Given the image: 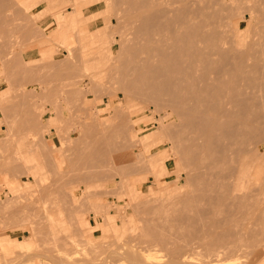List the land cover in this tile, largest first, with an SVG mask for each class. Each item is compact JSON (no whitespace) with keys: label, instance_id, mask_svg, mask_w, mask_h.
I'll return each mask as SVG.
<instances>
[{"label":"rangeland","instance_id":"rangeland-1","mask_svg":"<svg viewBox=\"0 0 264 264\" xmlns=\"http://www.w3.org/2000/svg\"><path fill=\"white\" fill-rule=\"evenodd\" d=\"M0 32V264H264V0H0Z\"/></svg>","mask_w":264,"mask_h":264},{"label":"bare ground","instance_id":"bare-ground-1","mask_svg":"<svg viewBox=\"0 0 264 264\" xmlns=\"http://www.w3.org/2000/svg\"><path fill=\"white\" fill-rule=\"evenodd\" d=\"M5 23V22H4ZM2 26V25H1ZM4 29H5V27H4ZM3 31V30H2ZM1 33V32H0ZM41 101V100H40ZM34 102V101H33ZM72 231V230H71ZM52 238V237H51ZM128 256H130L129 254H128ZM133 256V255H132ZM94 257V256H93ZM131 257V256H130ZM147 256H145L144 258H146ZM62 258V257H61ZM66 258V257H65ZM95 258V257H94ZM131 259H132V257H131ZM84 262V261H83ZM126 262V261H125ZM110 264V263H109ZM119 264H120V261H119ZM121 264H123V262L121 263Z\"/></svg>","mask_w":264,"mask_h":264},{"label":"crops","instance_id":"crops-1","mask_svg":"<svg viewBox=\"0 0 264 264\" xmlns=\"http://www.w3.org/2000/svg\"><path fill=\"white\" fill-rule=\"evenodd\" d=\"M42 44V43H41Z\"/></svg>","mask_w":264,"mask_h":264}]
</instances>
